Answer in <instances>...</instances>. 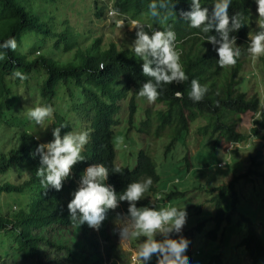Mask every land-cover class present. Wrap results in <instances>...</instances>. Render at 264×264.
<instances>
[{
	"label": "trees",
	"instance_id": "1",
	"mask_svg": "<svg viewBox=\"0 0 264 264\" xmlns=\"http://www.w3.org/2000/svg\"><path fill=\"white\" fill-rule=\"evenodd\" d=\"M151 2L0 0V43L9 38L17 41L16 50H6L0 58V200L3 202L0 203V264L16 261L19 264H102L98 259L100 246L94 237L95 229L87 224L77 228L67 209L80 174L89 164L103 163L110 172L107 183L113 185L117 193L130 182L152 177L148 198L137 202L138 207L149 206L148 199L157 193L161 181L155 161L145 150L136 154L131 169L114 165L117 155L114 141L123 124L128 126V134L136 130L142 138L165 139L164 160L173 155L177 145L186 146L191 126L197 121L204 122L196 128L197 137L208 139L214 149L222 150L228 155L227 162L240 151L238 149L249 150L246 172L232 176L227 183L209 191L215 229L206 238L212 242L217 241L221 226L229 224L235 212L238 204L235 184L255 177L264 183V174L258 171L264 155L252 144L253 138L261 140L260 133L264 131V106L261 108L257 94L238 91L247 55H242L234 67L220 68L213 46L202 39L199 29L190 28L180 16L182 11L191 10L190 0H165L167 7H158L159 19L150 15ZM213 3L214 0H201L202 7H208L210 12ZM84 5L87 15L79 11ZM110 8L119 10L121 17L118 18L136 19L146 26L151 25V30L171 27L189 79L165 85L155 103L149 104L139 97V88L149 79L142 75V61H138L129 48L102 39L96 27ZM254 10H257L254 0H233L229 8L230 16L237 12L246 24L230 34L236 36L242 53L247 48ZM145 30L150 31L148 27ZM68 55L72 58L61 62L60 58ZM100 64L105 65L103 70ZM17 71L24 73L27 79L16 78ZM192 79L207 88L204 99L198 103L188 98ZM177 93L181 95L178 97ZM41 104L55 108L54 120L46 122L44 133L26 115L29 108ZM84 107L89 110L85 127L81 120ZM247 113L253 117V128L250 134L244 135L237 130V118ZM258 113H262L259 119ZM60 124L68 126L62 130V135L68 131H88L89 142L82 153L85 161L74 166L71 178L64 182L61 191H56L41 184V178L36 175L39 156L33 154L38 143L52 139V127ZM229 148H234L235 152ZM173 156L178 164L171 169L174 174L189 173L194 168L188 151L180 172L181 159L177 160L176 154ZM227 162L218 163V168L227 167ZM116 168L121 172L113 173ZM176 182L179 184L178 180ZM175 185L168 187L161 202L168 203L184 195L170 193ZM8 198L14 206L7 204ZM226 199L231 204L230 214L223 207ZM127 208L128 203L121 202L117 209L109 210L96 230L103 244L110 242L114 211L127 213ZM241 221L247 233L240 247L245 249L249 264H260L264 244L257 228L248 218ZM182 236L187 240L189 232L182 231ZM171 238L179 237L171 234ZM148 264H156V257ZM188 264H192L190 256ZM206 264H224L222 255H213Z\"/></svg>",
	"mask_w": 264,
	"mask_h": 264
},
{
	"label": "clouds",
	"instance_id": "2",
	"mask_svg": "<svg viewBox=\"0 0 264 264\" xmlns=\"http://www.w3.org/2000/svg\"><path fill=\"white\" fill-rule=\"evenodd\" d=\"M233 0H214L211 12L208 7H202L201 0H190V11H182L180 16L188 26L199 29L202 39L213 46L217 54L216 63L220 68L234 67L242 55L250 56L255 64L264 57V0H254L257 5L259 31L249 32L247 48L242 53L236 43V36L230 35L246 25L239 13L229 15V8ZM159 8L167 7L165 0H152L149 4L150 15L159 19ZM108 16L114 18L117 28H124L125 21L130 25L129 30L135 29V39L129 45V51L142 61V75L148 77L139 88L138 96L145 98L149 104L155 103L162 94L165 85L183 83L189 79L180 59V52L176 48V33L169 27L166 30H151V25L141 24L136 19L121 17L116 8H110ZM148 27L150 31H146ZM215 34H210V33ZM17 41L9 38L0 43V58L6 50H16ZM100 70L105 68L99 65ZM20 80L27 79L24 73H14ZM207 88L192 79L188 98L193 103L202 101ZM181 93H177L179 97ZM55 108L51 104H41L29 108L26 115L35 125H43L46 121L54 120ZM262 113L257 114L259 119ZM65 124L52 127V139L46 143H38L33 155L39 156V167L36 175L41 178V184L46 189L61 191L65 181L71 178L74 166L85 161L82 155L89 142L86 130L79 132L68 131L63 135ZM37 140L39 138H36ZM113 173H120L116 168ZM109 168L103 163L89 164L80 174L77 188L71 193V200L67 204L70 220L80 227L99 230L106 219L109 210L118 208L121 202H127V222L122 221L119 228L120 240L138 242V246L131 255V264H148L153 255L156 264H188L187 256L190 251L188 241L183 238L182 230L186 224L187 211L177 207L166 208L161 202L162 195L152 197L160 201L149 200L150 206H137V202L145 200L153 186L152 177L133 181L124 190L117 193L114 186L107 183ZM166 192V191H165ZM151 197V198H152ZM161 206V207H160ZM175 234L178 239L171 238ZM162 239H156L157 236ZM141 238H143L141 240Z\"/></svg>",
	"mask_w": 264,
	"mask_h": 264
},
{
	"label": "rangeland",
	"instance_id": "3",
	"mask_svg": "<svg viewBox=\"0 0 264 264\" xmlns=\"http://www.w3.org/2000/svg\"><path fill=\"white\" fill-rule=\"evenodd\" d=\"M79 11L87 15L85 5ZM256 12L257 10H254L252 15L251 33L259 31L258 14ZM114 23V18L109 17L107 12L103 22L96 23L99 34L102 36V39L108 40L110 43L117 44L122 48H129V45L135 39V29L129 30V24H126L124 28H117ZM71 58L72 56L68 55L61 57L60 60L61 62H65ZM137 60L139 61L140 59ZM239 82L238 91L240 93L257 94L261 100L262 108L264 106V57L253 64L250 56H247L243 62V71L239 76ZM81 111L84 113V117L81 120L85 127L87 126L86 118L89 110L84 107ZM90 120L93 121L94 118ZM252 121L253 117L250 113L239 116L237 118L238 132L244 135L250 134V130L253 128ZM46 122L38 126L43 133L46 130ZM203 125V121L193 123L186 146L177 145L178 148L172 153L173 155L176 154L177 160L181 159L179 163L181 167L179 169L180 172L184 166L183 158L185 152L188 151V155L194 163V168L189 173L182 171L174 174L171 171L178 164L176 160L174 161L173 155L168 157L167 160L162 158L166 146L165 139L153 140L151 138H142L136 130L128 134V126L126 124H123L118 129L115 137L114 144L117 155L114 165L116 167L131 169L134 165L136 154L141 150H145L148 156L155 161L157 174L161 177L156 195H165V191H169L167 190L168 187L171 184H177L176 180H178L179 184L175 185L170 193L179 192L184 195L170 200L165 206L166 208L177 207L187 211L186 224L182 231L189 232L187 241L190 251L187 260L190 256L192 264H206L216 254L222 255L224 264H249L245 249L240 247L247 233V227L241 220L242 218H248L256 226L259 238L264 244V183L261 178L255 177L251 181L240 180L235 184L238 204L235 212L231 214V221L229 224L225 223L221 226L216 242L208 240L206 235L215 229V222L213 220L215 212L210 202L209 191L223 183H227L232 176L244 174L249 165L250 152L249 150L243 151L245 150L243 148L235 152L234 148H229L230 150H234L235 154L233 155V159L227 162L228 155L226 156L222 150L214 149L213 143L208 139H199L197 137L196 128ZM260 136L261 140L253 138L252 144L264 155V131L260 133ZM43 143H46V141H43ZM220 162H227L228 166L218 168L217 164ZM258 171L261 175L264 174V156L260 160ZM157 197H150L148 201H157L159 203L160 201L157 200ZM1 202L2 200H0ZM6 202L8 205L14 206L9 198ZM223 207L227 214L232 213L231 204L228 199L223 201ZM114 214V219L110 224L109 244H103L96 230H94V237L100 246V256L98 259L102 261V264H131L130 257L138 245L135 244L136 241L134 240L123 242L120 240L119 228L122 226V221L127 222V217L123 210H116ZM156 239L159 240L162 237L158 235ZM154 258L155 255H153L151 260ZM10 264L19 263L16 261ZM260 264H264V258L260 261Z\"/></svg>",
	"mask_w": 264,
	"mask_h": 264
}]
</instances>
